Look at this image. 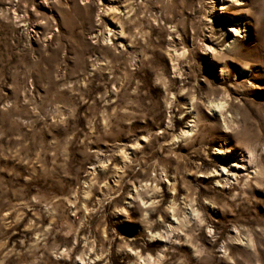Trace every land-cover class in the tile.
Instances as JSON below:
<instances>
[{
  "label": "rangeland",
  "instance_id": "obj_1",
  "mask_svg": "<svg viewBox=\"0 0 264 264\" xmlns=\"http://www.w3.org/2000/svg\"><path fill=\"white\" fill-rule=\"evenodd\" d=\"M0 264H264V0H0Z\"/></svg>",
  "mask_w": 264,
  "mask_h": 264
}]
</instances>
